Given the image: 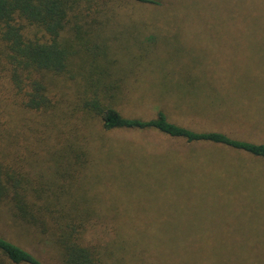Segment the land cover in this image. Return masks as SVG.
Here are the masks:
<instances>
[{
    "label": "rangeland",
    "instance_id": "obj_1",
    "mask_svg": "<svg viewBox=\"0 0 264 264\" xmlns=\"http://www.w3.org/2000/svg\"><path fill=\"white\" fill-rule=\"evenodd\" d=\"M97 1L110 17L101 32L124 117L161 111L194 131L264 144V0ZM53 83L60 111H24L0 74V155L16 164L19 155L35 186L75 201L89 222L85 242L105 264H264V159L90 119L77 131L86 164L69 198L61 149L77 87ZM8 214L0 206L1 235L61 264L51 241L23 239Z\"/></svg>",
    "mask_w": 264,
    "mask_h": 264
},
{
    "label": "trees",
    "instance_id": "obj_2",
    "mask_svg": "<svg viewBox=\"0 0 264 264\" xmlns=\"http://www.w3.org/2000/svg\"><path fill=\"white\" fill-rule=\"evenodd\" d=\"M106 12L105 4L97 0H0V74L6 78V92L15 104L24 111L54 114L61 107L53 92L54 79L64 78L77 87L74 99L67 98L71 121H67V141L61 149L72 172L66 174L67 197L76 172L86 164L87 151L78 144L82 138L77 131H89L90 119H99L105 131L153 130L188 144H209L264 159V144L221 132L194 131L172 123L161 111L150 120L124 117L114 106L118 86L102 38L101 29L110 18ZM3 157L0 155V206L7 207L23 239L31 234L38 242L40 237L51 241L61 264H105L101 253L85 242L89 222L75 214V201L61 200L50 185L35 186L19 155L18 164ZM0 254L7 264H42L24 247L22 237L16 243L0 234Z\"/></svg>",
    "mask_w": 264,
    "mask_h": 264
}]
</instances>
